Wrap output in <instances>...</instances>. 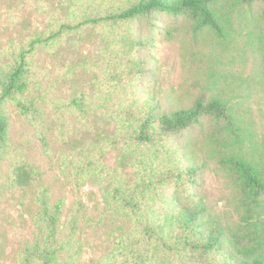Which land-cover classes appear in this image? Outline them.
Masks as SVG:
<instances>
[{
    "label": "trees",
    "instance_id": "trees-1",
    "mask_svg": "<svg viewBox=\"0 0 264 264\" xmlns=\"http://www.w3.org/2000/svg\"><path fill=\"white\" fill-rule=\"evenodd\" d=\"M16 1L0 11V21L9 16L0 22L9 19L0 29V156L11 154L13 114L22 115L69 147L74 199L52 204L47 191L24 205L15 195L24 175L11 165L0 264H80L90 249L100 252L90 264H264V126L250 105L259 93L264 103V0H30L36 28L16 21L12 10L26 0ZM177 38L188 46L185 83L165 93L150 48ZM239 40L233 71L221 53ZM210 160L232 212L206 204ZM87 185L96 187L89 204ZM10 197L35 226L31 241L7 238L19 210Z\"/></svg>",
    "mask_w": 264,
    "mask_h": 264
},
{
    "label": "rangeland",
    "instance_id": "rangeland-1",
    "mask_svg": "<svg viewBox=\"0 0 264 264\" xmlns=\"http://www.w3.org/2000/svg\"><path fill=\"white\" fill-rule=\"evenodd\" d=\"M15 3H17V1L12 3V0H0V11L6 8L8 9L11 4ZM20 5V7H16V10L14 8L12 10V13H15L18 16L16 21H20L21 18L23 21H25L27 18L28 22L30 21V23H32L31 26L33 28L38 27L41 18L39 17V14L36 13V11L31 14V10L35 7L33 2L26 0L25 4ZM5 17L9 18V16ZM6 23H9V19H6L5 22L0 23L1 31H9V29L6 28ZM243 33H245V31ZM185 44L186 46L184 47ZM238 45L242 46L241 40H239L238 44L233 45V49L230 51H223L221 53L223 55L222 57H226L233 62L232 65L228 64L226 66L228 69H233L236 67L233 69V71L237 70L238 68L236 62V55L238 51L234 48V46ZM187 48V43L178 38L172 40H160L158 44L150 48L152 55L155 57V62L152 68L158 75L157 84L160 86V88H162V90H164L165 93H182L180 90L181 86L185 83V71L183 69V63L185 50ZM92 49L93 47H91V50ZM232 74H234L233 80L236 81L237 78L240 83V79L237 74L235 72H232ZM244 74L245 75L243 76L247 77V73L245 72ZM243 76L241 77V80ZM250 105L257 113L256 126L258 129L262 130V126H264V118H260L258 115L260 113L259 110L264 111L262 93H259L255 98H252ZM50 122L51 121H48L49 126L50 124L53 126L57 124L56 121ZM42 132L48 136L46 141H43V139L40 138ZM54 133L55 132L52 131L50 134H53V136L57 138L56 133ZM10 144L11 154L5 153L4 155L0 156V194H3V185L8 182V171L11 168L9 170L7 169L11 165H15L16 170L25 176L22 177V185L24 186V190L19 191L17 189L15 192L16 197H19L20 201H22L24 205L31 203V201L36 202L39 197H42V195L47 191L49 192V197L52 204L58 200H64L65 202L69 203L74 199V195L72 193L73 188L68 179H66V159L68 154L67 152L69 150L68 146H61L57 144V141L50 137L48 131L37 130L32 125V123L19 114H13V119L11 122ZM198 149V163L202 164L205 162L207 157L205 156V151L201 147ZM19 157L25 161H19V159H17ZM20 162L25 164L28 172L24 171L22 166L18 165ZM112 162L113 159L111 158L110 163ZM213 168L214 163L210 160L208 169L202 175L203 189L209 211L212 214H224L227 212H232L233 203L230 195L231 190L227 184V179L222 172H216ZM95 190L96 187L90 185H87L83 188V199L87 204H89L90 200L94 198L88 195L89 192ZM8 196L9 195H5L6 202L8 201ZM10 198L13 199V197ZM13 201L18 204L16 207L19 210L13 211V230H10V232L7 234V238L8 240H13L15 237L17 243L26 241V238L27 240L31 241V235L35 230V226L29 219V214L24 213L25 210L23 209L20 201L18 199H13ZM20 214H23L24 217H26L23 221V226L20 225ZM10 249V247H7L5 251L9 252ZM99 255L100 252L96 249L85 250L79 263L90 264L95 259H98Z\"/></svg>",
    "mask_w": 264,
    "mask_h": 264
}]
</instances>
